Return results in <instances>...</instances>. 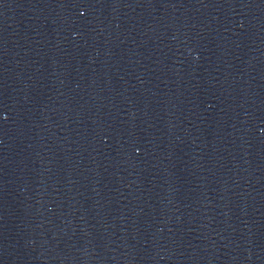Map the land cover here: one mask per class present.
Listing matches in <instances>:
<instances>
[{"label": "water", "instance_id": "water-1", "mask_svg": "<svg viewBox=\"0 0 264 264\" xmlns=\"http://www.w3.org/2000/svg\"><path fill=\"white\" fill-rule=\"evenodd\" d=\"M0 264H264V0H0Z\"/></svg>", "mask_w": 264, "mask_h": 264}]
</instances>
